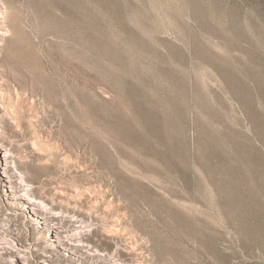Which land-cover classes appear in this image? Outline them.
<instances>
[{
  "label": "rangeland",
  "instance_id": "374dc122",
  "mask_svg": "<svg viewBox=\"0 0 264 264\" xmlns=\"http://www.w3.org/2000/svg\"><path fill=\"white\" fill-rule=\"evenodd\" d=\"M0 141V264H264V0H0Z\"/></svg>",
  "mask_w": 264,
  "mask_h": 264
},
{
  "label": "bare ground",
  "instance_id": "6f19581e",
  "mask_svg": "<svg viewBox=\"0 0 264 264\" xmlns=\"http://www.w3.org/2000/svg\"><path fill=\"white\" fill-rule=\"evenodd\" d=\"M1 142V141H0ZM2 147V159L1 165L2 177L5 188L7 192L11 194L12 199L22 198L25 200V203L29 206L31 213L42 220L44 230L53 235L56 240V244L66 245L70 242V234H80L82 229L80 226H74L69 216H65L61 212H54L51 207H49L45 202L38 201L32 195V187L26 182L25 177L18 171L16 162L13 157L11 149L5 146L3 143L0 144ZM18 254L20 255L21 260L25 259L22 256V251L19 247H14ZM95 262L94 259L90 260ZM7 264H16L13 259L7 261Z\"/></svg>",
  "mask_w": 264,
  "mask_h": 264
}]
</instances>
